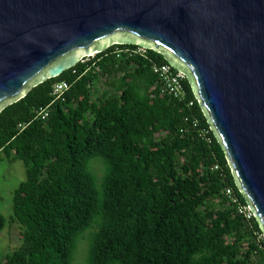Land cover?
<instances>
[{"label": "trees", "instance_id": "obj_1", "mask_svg": "<svg viewBox=\"0 0 264 264\" xmlns=\"http://www.w3.org/2000/svg\"><path fill=\"white\" fill-rule=\"evenodd\" d=\"M137 47L111 45L0 112V162L26 167L11 217L21 244L0 264H72L87 229L89 264H264V232L238 210L247 199L190 82L185 101L161 95L151 69L168 64L161 51L116 52ZM6 224L0 213V232Z\"/></svg>", "mask_w": 264, "mask_h": 264}, {"label": "water", "instance_id": "obj_2", "mask_svg": "<svg viewBox=\"0 0 264 264\" xmlns=\"http://www.w3.org/2000/svg\"><path fill=\"white\" fill-rule=\"evenodd\" d=\"M114 44L185 74L264 232V0H0V112Z\"/></svg>", "mask_w": 264, "mask_h": 264}, {"label": "rangeland", "instance_id": "obj_3", "mask_svg": "<svg viewBox=\"0 0 264 264\" xmlns=\"http://www.w3.org/2000/svg\"><path fill=\"white\" fill-rule=\"evenodd\" d=\"M91 170L97 183L102 185L105 173L104 161L96 157L91 162ZM26 179V167L22 160L4 157L0 162V213L6 219V227L0 232V260L21 244V225L11 219L13 214V195L16 188ZM94 229H87L79 238L72 264H89L90 239Z\"/></svg>", "mask_w": 264, "mask_h": 264}, {"label": "built area", "instance_id": "obj_4", "mask_svg": "<svg viewBox=\"0 0 264 264\" xmlns=\"http://www.w3.org/2000/svg\"><path fill=\"white\" fill-rule=\"evenodd\" d=\"M117 55L129 54V55H141L146 57L147 50L143 47L138 46L136 49L132 48H124L117 49ZM93 54L90 57H93ZM89 57H84L81 61H84ZM153 73L158 77L159 81V92L161 95H169L174 97L180 101L186 100V91L184 87V80L186 78L185 74L181 71L174 69L169 64H159L153 63L151 66ZM69 84L65 81L59 82L54 85L53 95L55 98H59L65 90L69 88ZM197 99V98H196ZM198 100V99H197ZM194 101H190L189 105L192 106ZM49 116V106L42 107L37 111L36 117L45 120ZM29 123L20 124L19 128L23 130ZM194 126H197V122H194ZM207 131L205 129H201V134L206 135ZM215 168H218L217 166ZM226 195L230 197L234 202H237L236 198L233 195L231 188H226ZM238 210L241 214H243L247 219H250L252 216H255L251 212V207L247 203L246 205L239 204Z\"/></svg>", "mask_w": 264, "mask_h": 264}]
</instances>
